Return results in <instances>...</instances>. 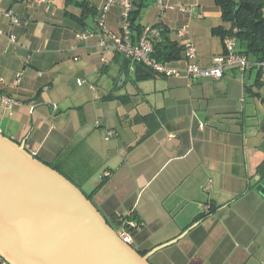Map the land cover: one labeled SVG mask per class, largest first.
Returning <instances> with one entry per match:
<instances>
[{
  "label": "crops",
  "instance_id": "obj_1",
  "mask_svg": "<svg viewBox=\"0 0 264 264\" xmlns=\"http://www.w3.org/2000/svg\"><path fill=\"white\" fill-rule=\"evenodd\" d=\"M79 1L94 14L76 0H0V30L17 39L0 36V133L80 188L115 230L137 216L131 246L151 264H264V71L226 67L193 82L149 75L121 53L104 62L99 40L123 33V8L107 11L101 31L105 1ZM129 1L152 43L160 25L195 46L201 67L223 53L215 0ZM180 60L170 63L184 70Z\"/></svg>",
  "mask_w": 264,
  "mask_h": 264
},
{
  "label": "water",
  "instance_id": "obj_2",
  "mask_svg": "<svg viewBox=\"0 0 264 264\" xmlns=\"http://www.w3.org/2000/svg\"><path fill=\"white\" fill-rule=\"evenodd\" d=\"M256 181L264 195V179ZM0 256L9 264H151L80 188L1 133Z\"/></svg>",
  "mask_w": 264,
  "mask_h": 264
},
{
  "label": "built area",
  "instance_id": "obj_3",
  "mask_svg": "<svg viewBox=\"0 0 264 264\" xmlns=\"http://www.w3.org/2000/svg\"><path fill=\"white\" fill-rule=\"evenodd\" d=\"M37 4H42L48 9L49 0H26ZM102 10L99 12L97 19V27L101 31H106V13L115 5L123 8V18L126 22L123 33L121 35H114L108 33V37L101 38L98 43V47L101 50L102 58L104 62H107V56L110 53H121L126 56L133 65L136 63H142L147 68L151 69L155 74L165 75L168 77H187L191 81L196 82L203 79H221L224 76L226 67H234L240 71H246L247 69L256 66L264 71V61L253 62L245 54H242L239 50V41L235 34L227 36L223 39L224 51L214 59V66L210 68H204L197 64V50L192 44L185 46L184 57L179 62L185 64V69L182 70L175 67L170 62H159L153 57L154 47L150 40L151 29L146 27L144 32L137 39L133 38V32L130 27L129 17L133 10V5L129 0H104ZM179 10L182 12H191L192 7L181 6ZM3 14L6 15L12 24L20 25L21 19L16 15H13L10 11L3 10ZM188 33V29L184 28L180 32V36L185 37ZM0 36L9 37V40L15 44L17 39L14 35L8 36L3 30H0ZM89 36L88 33H79L77 39L83 40ZM31 58V54L27 58V63ZM80 85L84 81H78ZM3 104L6 108H14L22 105V102L11 97H4ZM201 127V126H200ZM105 176H110L106 173ZM141 228V222L127 221L125 230H116L117 235L127 244L133 243L132 231H137ZM0 264H9L0 256Z\"/></svg>",
  "mask_w": 264,
  "mask_h": 264
},
{
  "label": "trees",
  "instance_id": "obj_4",
  "mask_svg": "<svg viewBox=\"0 0 264 264\" xmlns=\"http://www.w3.org/2000/svg\"><path fill=\"white\" fill-rule=\"evenodd\" d=\"M76 4L83 9V13L88 11V13L94 14V8L90 6V3L76 0ZM215 4L222 12L224 25L215 28L213 33L222 39L235 34L242 54H245L255 62L264 61V0H215ZM138 12L139 10L133 9L129 21L132 32L136 31L138 37H140L145 28L136 24ZM154 28L158 29L160 38L153 40V57L163 63L182 59L185 48L171 40L170 30L160 25H154L152 29ZM135 66H138L140 71L143 68L149 75L155 74L142 63H136ZM53 169L56 170L55 168ZM257 169L264 179V160ZM56 171L59 172L58 170ZM211 210L213 209L211 208ZM131 220L140 222L135 215Z\"/></svg>",
  "mask_w": 264,
  "mask_h": 264
},
{
  "label": "rangeland",
  "instance_id": "obj_5",
  "mask_svg": "<svg viewBox=\"0 0 264 264\" xmlns=\"http://www.w3.org/2000/svg\"><path fill=\"white\" fill-rule=\"evenodd\" d=\"M257 70V69H256ZM256 70H254L255 71V73L254 74H256L257 73V71Z\"/></svg>",
  "mask_w": 264,
  "mask_h": 264
}]
</instances>
